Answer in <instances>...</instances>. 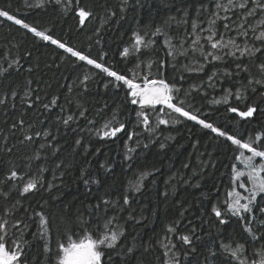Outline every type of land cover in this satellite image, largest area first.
<instances>
[{
  "label": "trees",
  "instance_id": "1",
  "mask_svg": "<svg viewBox=\"0 0 264 264\" xmlns=\"http://www.w3.org/2000/svg\"><path fill=\"white\" fill-rule=\"evenodd\" d=\"M27 2L34 3L35 0ZM120 2L121 0H78L77 3V0H72L69 10L62 11L53 4H48L43 9H30L26 6V0H0V10H8L25 22L52 28L57 37L76 48L87 50L91 47L94 56L100 51L108 53L106 60L118 72L134 69L139 61L164 60L168 76H175L184 90H188L191 84L199 85L201 80H206L213 65L207 66L204 72L185 71L182 66L190 65L198 54L193 53L188 57L168 56L162 37L156 38L157 43L149 50L142 48L135 60L131 56L125 60L120 53L125 47H130L134 32H151L169 17H175L171 21L170 35L176 39L185 37L191 32L190 25L196 19V9L203 4L200 20L206 21L208 14L214 10L216 0H128L129 6L123 13L120 12ZM80 7L93 13L83 28L79 26L75 14V10ZM111 12L116 15L110 16ZM185 12L188 14L189 24L180 23L178 26L177 22L185 18ZM223 23L225 21H217L221 31ZM250 23L256 21L250 18ZM206 24L201 23L200 27H205ZM227 35L235 36V33L228 32ZM176 39L173 40L174 43ZM243 39L242 37L239 41ZM97 40L99 43H96ZM185 48H188V44ZM15 58H22L23 67L19 70L9 69L5 77H0V98L6 100L4 105H0V180L13 167L18 173L26 172L28 176H40L41 167L47 170L42 173V186L38 185L36 190L21 196L17 189L7 200L0 196V216L4 215L5 208L20 201L7 219L9 225L17 220L23 221L20 225L23 235L20 238L31 245L30 250H26L30 259L35 258L37 264H40L44 258V241L33 236L39 231L40 217L36 215L39 212L48 221L44 230L48 232L53 249L58 235H62L66 229L79 231L81 219L102 222L105 217L118 215L125 235L112 253L113 264H165L177 252L181 253V264H189V261L191 264H201L202 257L199 261L195 255L184 257L183 252L188 246L182 245V241L177 239L179 234H189L193 228L203 241L196 242L198 251L210 244H215L217 250H220L219 246L222 244L238 242L245 245L246 253L253 255V243L255 247L264 245V240L253 242L248 238L243 231V222L238 218L232 217L228 224L220 225L212 213L213 206L220 207L230 199L228 193L234 188L245 193L238 187V182H233L231 166L237 164L238 168H243L234 158L238 152L229 149L223 141L217 143L191 122L175 126L160 125L154 133L144 131L142 124L138 126L137 117L132 111L134 106L126 103L122 91L106 90L102 74L95 75L98 70H93L85 91L80 80L87 69L72 67L68 60L60 58L55 46L46 45L32 34H26V30L12 21L0 17V67L7 68L8 63ZM172 64H176L175 71ZM29 68L32 69L31 72L28 71ZM144 71L147 69L144 68ZM181 75L183 80L179 79ZM227 86V82L215 88L205 84L199 92L193 91L189 100L202 111L211 113L210 118L215 124L226 127L237 135L243 133L245 137L249 134L254 137L264 129V117H257L251 124L242 121L237 123L235 114L226 111L227 105L210 103L213 99H220ZM29 87L33 98L37 95L40 97V101L32 107L22 102ZM13 91L17 93L15 98L11 95ZM262 91L264 89L258 87L256 93H249L246 102L264 108V95L260 94ZM54 96L58 97V106L45 111L40 106L41 102L48 103ZM231 104L243 107L235 99ZM81 111L84 112L83 116L79 115ZM69 114L74 115L75 121L65 127L57 117ZM20 119L25 122L23 126L18 123ZM109 121L125 123V131L136 135L132 140H127L125 133L118 134V139H101L96 132ZM150 123L155 125L153 114H150ZM13 124L17 127L13 128ZM30 124L35 127L29 129ZM43 130H50L52 133L47 141L43 137H35L32 141L24 139L26 134L33 135L34 132ZM77 139H80V145H76ZM46 142H50L52 147L40 150V145ZM125 142L128 147L136 149L130 161L124 159ZM145 143L149 145L148 148L143 147ZM161 144L165 147L161 148ZM56 148L59 151L53 154ZM38 150L40 159H34ZM257 160L260 162V158ZM58 163L60 167H57ZM101 163L111 164V170L101 169ZM82 169H87L88 177L98 178L100 185L86 186L81 179ZM145 171L151 172V175L143 181L144 186L140 192L128 193L131 203L124 206V211L117 212L111 207L105 210L103 199H119L130 188L129 182H135L139 173ZM26 179L27 177L9 184L18 183L22 186ZM241 179L247 181L246 177ZM97 205L101 206L97 208ZM129 213L134 219L128 218ZM24 224L28 227L24 228ZM168 225H175L176 233H167ZM8 231L11 234L17 232V229L9 227ZM166 236H170L171 241L176 244V248H172L170 259L165 254V245H169ZM128 247H132L134 252L127 253ZM232 264H237V261L233 260Z\"/></svg>",
  "mask_w": 264,
  "mask_h": 264
},
{
  "label": "snow or ice",
  "instance_id": "2",
  "mask_svg": "<svg viewBox=\"0 0 264 264\" xmlns=\"http://www.w3.org/2000/svg\"><path fill=\"white\" fill-rule=\"evenodd\" d=\"M71 3L72 0H35L34 3H28L26 0V6L30 9H43L48 4H53L62 11H68V6ZM128 6V0H121L120 12L123 13ZM203 7L201 4V7L196 9V19H193L190 25L191 32H188L185 37L176 39L170 35L171 21L175 20V17H169L151 32H144L143 34L134 32L130 47H125L120 53L125 60H128L130 56L135 60L141 53L142 47L146 51L149 50L157 43L156 38L161 37L164 48L168 50V56L188 57L197 53L198 55L194 57L190 65L182 66L185 71L204 72L210 64L213 65V68L211 73L207 74L206 80H201L199 85L191 84L188 90L183 89L175 76L171 78L168 76L165 68L166 61L164 60L140 61L136 63L134 69L118 72L115 70V66L106 60L108 53L104 51H100L94 56L91 47L87 50L76 48L70 42L57 37L52 28H44L35 22H25L24 19L16 18L15 14H10L8 10H0V17L12 21L21 29L26 30V34H32L33 37L38 38L46 45L55 46L60 58L68 60L72 67L87 69L83 79L80 80L85 91H87V82L92 78L93 70H98L95 75L102 74L104 88L122 91L126 103L129 106H134L132 111L137 117L138 126L142 124L144 131L154 133L160 125L171 124L175 126L191 122L193 126L199 127L205 135L217 143L223 141L229 149L238 152L239 154L235 155L234 158L243 165V168H238L237 164L231 166L233 182H238V187L244 189L246 194H242L234 188L228 193L230 199L220 207L213 206L212 213L220 225L228 224L232 217L238 218L243 222V231L247 233L251 241L264 240V129L257 132L254 137L251 134L245 137L243 133L237 135L226 127L212 122L211 113L202 111L200 107L189 100L192 92H199L205 84L215 88L217 85L227 82L228 86L223 89L222 98L211 100V104L227 105L226 111L235 114L238 118L237 123L242 121L245 124H251L257 117H264V108L258 104L246 102L249 93H256L258 87L264 89V27L257 31L258 26L264 25V0H227L226 3L224 0H216L214 10L208 14L206 21L200 20L201 8ZM221 12L225 15L222 16ZM75 14L81 28L86 25V20L93 16L91 11L82 7L75 10ZM115 15V12L110 13V16ZM187 16L188 14L185 12V18L177 22L178 26L180 23L189 24ZM250 18L256 23H250ZM221 20L225 21L222 31L217 25V21ZM201 23H207V27H200ZM228 32H234L235 36H228ZM205 33L206 35H204ZM188 37H191L190 43ZM241 37L244 39L239 41ZM174 39H176V43H173ZM96 43L99 41L97 40ZM186 44H188V48H185ZM205 45L208 47L206 48ZM21 59H13L8 63L7 68L0 67V77H5L9 69L19 70L22 68ZM154 65L155 72H153ZM171 67L174 71L176 70V64H172ZM144 68L147 71H144ZM31 70V68L28 69L29 72ZM179 79L183 80V75ZM31 91L29 87L25 91L22 101L28 103L29 107L40 101L38 95L35 98L30 95ZM260 94L264 95V91ZM11 95L15 98L17 93L13 91ZM233 98L240 102L243 107H240L239 104L232 106L230 101ZM57 101L58 97L54 96L48 103L41 102L40 106L45 111H50L53 107L58 106ZM5 102V98H0V105H4ZM150 114L155 115L154 126L150 123ZM79 115L83 116L84 112L81 111ZM57 120L68 127L70 123L75 121V117L73 114H69L66 117H57ZM18 123L23 126L25 122L20 119ZM12 127L16 128L17 125L13 124ZM34 127V124L28 125L29 129ZM125 129V123L109 121L103 125L102 129L97 130L96 135L101 139L114 140L119 138L118 134L125 133L127 140H132L136 133H127ZM51 135L50 130L36 131L33 135L26 134L24 139L32 141L35 137H43L47 141ZM80 143V139H77L76 145H80ZM138 145L139 141L137 142ZM148 146L147 143L143 145L144 148H148ZM51 147L52 144L46 142L40 145V150ZM160 147L163 148L165 145L161 144ZM125 148L124 159L130 161L136 149L135 147H128L127 142H125ZM55 151H59V149H54L53 154ZM96 151L98 154L99 149ZM245 153H249V155ZM33 158L40 159L39 150ZM257 158H260L259 163H257ZM57 167H60V163L57 164ZM111 167L112 165L108 163L100 164V168L105 171H110ZM46 170L41 167L39 169L40 176H28L26 172L18 173L15 167L9 169L5 177L0 180V196L7 200L11 193L17 189H19L21 196L36 190L38 185L42 186V173ZM149 175L151 172H140L137 180L129 182L130 188L119 199H103L102 205L105 210L111 207L115 208L117 212L124 211V206H129L131 203V197L128 193L140 192L144 186L143 181ZM25 177L27 179L22 186L18 183L9 184V182L23 180ZM243 177L247 178L246 182L241 179ZM81 179L86 186L89 184L99 186L101 183L98 178L88 177L87 169L81 170ZM248 184L251 187H248ZM19 203L20 201L17 200L11 207L5 208L4 215L0 216V264H37L35 258L30 259L26 255V250H30V243L20 238L23 235V229L20 228L23 221L17 220L9 225L7 219V216L17 208ZM100 206L97 205L96 207L99 208ZM257 213L261 215H257ZM36 215L40 217L39 231L33 236L44 241V258L40 264H113L112 253L120 245L121 238L125 235L123 226L119 224L120 217L118 215L105 217L102 222L99 220L89 222L81 219L78 232L68 228L62 235H58L55 249L50 246L48 232L44 230L47 228L48 221L42 212L36 213ZM128 218L134 219L131 213H129ZM136 222L139 223V221ZM9 227L17 229V232L10 234ZM27 227L28 225L24 224V228ZM166 231L169 234L176 233V226L168 225ZM165 238L169 240V245H165L166 248L169 246L176 248V244L171 241L170 236ZM177 239L182 241V245L188 246V249L183 252L184 257L195 255L198 261L202 257L201 264H232L233 260L237 261V264H264V245H261L257 260L253 257L246 259L245 245L238 242L222 244L219 246L220 250H217L215 244H210L198 251L196 242L203 243V241L200 236L196 235L195 228L189 234H179ZM252 246L255 247V243ZM133 252L132 247L127 248V253ZM165 254L167 255V253ZM165 264H181V253H175L171 260L166 261Z\"/></svg>",
  "mask_w": 264,
  "mask_h": 264
},
{
  "label": "rangeland",
  "instance_id": "3",
  "mask_svg": "<svg viewBox=\"0 0 264 264\" xmlns=\"http://www.w3.org/2000/svg\"><path fill=\"white\" fill-rule=\"evenodd\" d=\"M224 2L226 3L227 2V0H224ZM221 15L223 16V15H225V13H223V12H221ZM233 19H235V17L233 16ZM222 21V20H221ZM207 27V24H206V26L204 27V28H206ZM258 27H264V25H261V26H258ZM231 34H232V32H230ZM228 34V33H227ZM204 35H206V33L204 34ZM242 38V37H241ZM239 40H240V38H239ZM190 41H191V37H190V39H189V43H190ZM173 43H174V41H173ZM205 47L207 48L208 46L207 45H205ZM143 48V47H142ZM141 48V49H142ZM142 51V50H141ZM140 62V61H139ZM209 66V65H208ZM222 98V97H221ZM220 98V99H221ZM216 99H219V98H216ZM234 100V98L233 99H231V101H233ZM231 101H230V103H231ZM246 155H249V154H246ZM258 159V158H257ZM257 163H259L258 162V160H257ZM246 182V181H245ZM248 187H251V185L250 184H248L247 185ZM244 192H245V190L244 189H242ZM244 194H246V193H244ZM242 202H244V201H242ZM166 245H168V244H166ZM166 250V251H165ZM165 253H167V255H166V257L167 258H171V256H172V254H171V251H172V248H170V246L169 247H165Z\"/></svg>",
  "mask_w": 264,
  "mask_h": 264
},
{
  "label": "flooded vegetation",
  "instance_id": "4",
  "mask_svg": "<svg viewBox=\"0 0 264 264\" xmlns=\"http://www.w3.org/2000/svg\"><path fill=\"white\" fill-rule=\"evenodd\" d=\"M261 245L262 244H259L257 247L252 248L253 255H250L248 252L247 253L245 252V258L247 259L249 257H253V258L258 260L259 259V253L261 251ZM246 251H247V248H246Z\"/></svg>",
  "mask_w": 264,
  "mask_h": 264
}]
</instances>
